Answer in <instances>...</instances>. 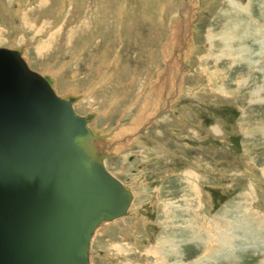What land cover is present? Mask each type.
Returning <instances> with one entry per match:
<instances>
[{
  "label": "rangeland",
  "instance_id": "rangeland-1",
  "mask_svg": "<svg viewBox=\"0 0 264 264\" xmlns=\"http://www.w3.org/2000/svg\"><path fill=\"white\" fill-rule=\"evenodd\" d=\"M0 48L86 95L134 193L90 264H264V0H0Z\"/></svg>",
  "mask_w": 264,
  "mask_h": 264
},
{
  "label": "water",
  "instance_id": "water-1",
  "mask_svg": "<svg viewBox=\"0 0 264 264\" xmlns=\"http://www.w3.org/2000/svg\"><path fill=\"white\" fill-rule=\"evenodd\" d=\"M68 99L0 48V264H88L96 226L130 204Z\"/></svg>",
  "mask_w": 264,
  "mask_h": 264
},
{
  "label": "bare ground",
  "instance_id": "bare-ground-1",
  "mask_svg": "<svg viewBox=\"0 0 264 264\" xmlns=\"http://www.w3.org/2000/svg\"><path fill=\"white\" fill-rule=\"evenodd\" d=\"M22 9H23V6L21 7ZM72 9V11H76V12H78V11H80V9L79 8H71ZM22 11V10H21ZM64 14V13H63ZM66 15V14H65ZM69 15H70V13H68V15H67V17H69ZM81 17V16H80ZM163 21V20H162ZM125 23V22H124ZM123 23V24H124ZM80 26V25H79ZM64 28V27H63ZM78 28V27H77ZM79 29V28H78ZM126 29V28H125ZM63 31V30H62ZM113 33H116V29L115 28H113ZM75 33V32H74ZM66 34V33H65ZM76 35V34H75ZM79 35V34H78ZM188 37V36H187ZM6 49V48H5ZM13 49V48H12ZM12 49H8V50H12ZM13 51H19L20 52V54H21V56H22V58H23V60L25 61V63L28 65V67H29V69L30 70H32L31 69V67L29 66V62H28V60H27V58L25 57V54H24V51H23V49H19V48H17L16 50H13ZM24 55V56H23ZM81 55V54H80ZM108 68L107 69H109L110 67H111V65H108L107 66ZM33 72H35V73H37L39 76H40V78L50 87V89L52 90V92L54 93V95L56 96V97H58L59 99H61V100H64V101H69V99L68 98H70V97H73V98H75V100L74 101H71L70 102V105H71V108H72V110H73V112L76 114V115H78L79 113L78 112H76L75 111V109H77V108H74V104H77V103H79V101H82V99H84L83 97L84 96H86V95H81V96H79V95H76V94H68V95H65V96H63V97H60V96H58V95H60V94H58L57 95V93L55 92V88H54V85H55V81H54V79H53V76L51 77V75L49 76V75H41V74H39L38 72H36V71H34V70H32ZM47 72V71H46ZM76 72V71H75ZM163 72H165V71H163ZM167 72V71H166ZM45 73V72H44ZM77 73V72H76ZM168 73V72H167ZM49 74V73H48ZM51 74V73H50ZM55 75V74H54ZM154 78V77H153ZM152 78V79H153ZM136 80H137V78H135V79H131V80H129L128 82L131 84V83H135L136 82ZM131 81V82H130ZM106 83V81H104V80H102V81H99V82H95L92 86H89L88 87V89L86 90V93L87 94H90L91 92H93V91H95V90H99V88H100V91L101 90H104L105 88L103 87L102 88V86H104V85H106L105 84ZM151 86H154V85H151ZM151 90V89H150ZM99 92V91H98ZM94 93V92H93ZM82 94V93H81ZM84 94V93H83ZM162 94V93H161ZM161 96V95H160ZM90 97H92V96H90ZM117 100H118V97L116 96L115 97ZM85 101V100H84ZM112 107V106H111ZM141 111H143V113H144V110H143V108L141 109ZM96 112V111H95ZM95 112H91V113H89V114H92V118L90 119V120H86L85 121V127H86V129H87V132L90 134V136L92 135V140H90V141H88L87 142V148L89 149H91L92 150V152H93V155H95V157H97L98 159H99V161L101 162V166H102V168H103V171L104 172H106L107 173V175H109L113 180H116L121 186H123V191L125 192L126 191V188L125 187H127V186H125V184H123L119 179L117 180L115 177H113V176H111V174L106 170L107 169V166H106V163H105V161H104V159H105V155H103L102 153H103V151H102V149H101V145H106V146H108V148H111V145H110V140H109V137L110 136H107L106 138L104 137V136H101V134H99L98 133V131L96 130V129H94V128H92L91 127V124H94V123H97V113H95ZM142 113V112H141ZM142 113V114H143ZM102 114V113H101ZM104 114H107V112L105 111L104 112ZM88 114H86V115H84V117H86ZM78 116H80V115H78ZM82 117V116H81ZM106 117H107V115H106ZM94 122V123H93ZM93 130H95L96 132H95V136L92 134V131ZM105 139H104V138ZM114 147H116L115 145L114 146H112V148H114ZM97 148V149H96ZM95 157H93L92 158V160H94V161H96V159H95ZM98 172H99V170H98ZM100 173V172H99ZM128 189H129V187H128ZM133 195H134V193L133 192H131V197H130V204H129V206L127 207V209H126V212L124 213V214H122V215H120V216H118V217H116V218H113V219H105V220H103L100 224H98L97 226H96V228H95V230H94V232H93V235H92V237H91V240H90V244H89V256H88V264H90V249H91V245H92V241H93V239L95 238V237H97L98 235H99V233L101 232V233H105V232H107V228H108V226L110 225V223H113V222H115V220H117V219H119V218H121V217H124V216H127V215H130L129 214V209H130V207H131V204H132V200H133ZM102 227V228H101ZM161 247V246H160ZM161 250V249H160ZM159 252H161V251H159ZM90 259V260H89ZM93 263V262H92Z\"/></svg>",
  "mask_w": 264,
  "mask_h": 264
}]
</instances>
